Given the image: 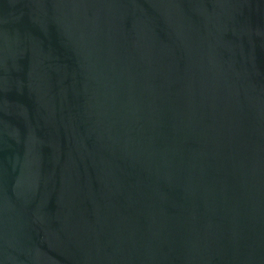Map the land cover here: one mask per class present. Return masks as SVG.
I'll return each mask as SVG.
<instances>
[{
	"label": "water",
	"instance_id": "water-1",
	"mask_svg": "<svg viewBox=\"0 0 264 264\" xmlns=\"http://www.w3.org/2000/svg\"><path fill=\"white\" fill-rule=\"evenodd\" d=\"M0 264H264V0H0Z\"/></svg>",
	"mask_w": 264,
	"mask_h": 264
}]
</instances>
